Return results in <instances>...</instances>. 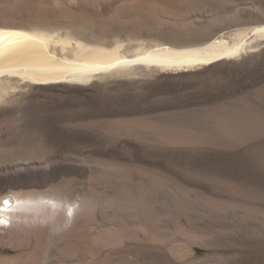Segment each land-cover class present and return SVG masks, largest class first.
Segmentation results:
<instances>
[{"label": "rangeland", "instance_id": "1", "mask_svg": "<svg viewBox=\"0 0 264 264\" xmlns=\"http://www.w3.org/2000/svg\"><path fill=\"white\" fill-rule=\"evenodd\" d=\"M229 2L227 7L239 5L251 9L248 16L264 19V0ZM183 12L198 18L196 26L207 35L237 24L208 23L203 14ZM250 17L238 19L239 25ZM110 27L108 37L123 35L117 25ZM147 32L141 30L143 38ZM251 45L235 59L188 71L136 69L89 84L23 86L11 103L0 105V140L23 132L56 157L89 161L100 173L93 182L65 178L75 177L64 194L96 206V225L88 219L82 224L85 231L94 227L101 241L95 255H80V264H264V39ZM157 128L202 140L180 144L170 135L159 138ZM105 166L129 172V178L103 175ZM150 183L159 188L151 190ZM137 186L144 187L146 218L158 221L150 220L148 229L137 217ZM3 246V257L18 256ZM54 255L46 256L47 264L76 263L69 257L58 262Z\"/></svg>", "mask_w": 264, "mask_h": 264}, {"label": "bare ground", "instance_id": "2", "mask_svg": "<svg viewBox=\"0 0 264 264\" xmlns=\"http://www.w3.org/2000/svg\"><path fill=\"white\" fill-rule=\"evenodd\" d=\"M3 1H0V105L11 103L23 86L89 84L94 78L130 74L136 69L193 70L235 59L252 48L251 41L264 39V19L248 16L251 9L247 7L248 10L239 5L227 7L229 0H214L222 4L221 9L210 8L207 0H175L177 4L173 6L166 0ZM190 10L209 17L208 23L227 19L237 24L228 27L227 33L213 32L212 36L211 31L207 35L206 29L196 26L198 18L181 15ZM162 13L170 14L169 18L162 17ZM243 16L250 17L251 24L247 23L250 27L239 25L238 19ZM112 24L118 26L122 36L116 33L108 37L106 31ZM142 29L148 31L146 38L142 37ZM228 129L224 131L229 134ZM156 131L159 138L170 135L180 144H197L202 140L201 136L191 137L193 134L189 132L181 135L182 131L179 134L160 128ZM10 135L12 140H0V264H47L46 256L50 253L55 254L58 262H66L69 257L75 258L74 264H80L84 251L95 255L101 240L94 227L85 231L82 224L88 219L96 225L95 201L87 203L83 196L66 195L64 186L75 178L70 181L65 179L67 176L92 181L99 180L100 173L89 161L56 157L26 133L16 131ZM117 168L105 166L102 174L112 173L124 182L129 172L125 176ZM150 184L151 190L159 188ZM138 186L137 217L145 228L158 215L153 217L152 212L154 219L148 221V213L142 206L145 185ZM3 245L18 251V256L3 257L7 251Z\"/></svg>", "mask_w": 264, "mask_h": 264}, {"label": "snow or ice", "instance_id": "3", "mask_svg": "<svg viewBox=\"0 0 264 264\" xmlns=\"http://www.w3.org/2000/svg\"><path fill=\"white\" fill-rule=\"evenodd\" d=\"M4 203H5V204H7V203H8V201H4Z\"/></svg>", "mask_w": 264, "mask_h": 264}]
</instances>
